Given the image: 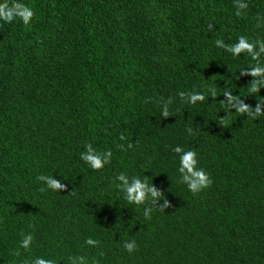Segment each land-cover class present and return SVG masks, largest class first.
<instances>
[{"label":"trees","instance_id":"1","mask_svg":"<svg viewBox=\"0 0 264 264\" xmlns=\"http://www.w3.org/2000/svg\"><path fill=\"white\" fill-rule=\"evenodd\" d=\"M12 2L34 16L0 22V264H264V73H250L264 51H230L240 36L264 41V0H239V14L237 0L0 6ZM85 143L110 149V162L88 167ZM177 145L196 152L206 188L181 181ZM120 172L161 195L130 204ZM41 174L65 188H46Z\"/></svg>","mask_w":264,"mask_h":264},{"label":"clouds","instance_id":"2","mask_svg":"<svg viewBox=\"0 0 264 264\" xmlns=\"http://www.w3.org/2000/svg\"><path fill=\"white\" fill-rule=\"evenodd\" d=\"M244 7H246V5L244 3H240L239 0H237V14H239V9ZM33 16V9L21 2H12L0 6V22L9 25L14 24L17 21L22 22L23 25H29ZM216 44H222V42L218 39ZM255 44H260V50L264 51V41L256 40L253 42L244 36H240L238 37L237 41L230 46V51L233 56H236L241 51L246 50L251 54L253 60H257L259 53L253 52V47ZM223 46L229 47L227 45ZM250 73L253 76H259L261 73H264V63L258 62L255 67L250 69ZM255 90L256 83L253 82L252 91ZM212 94L215 95L216 93L213 91ZM179 95L181 98L187 95L188 102L193 104L197 101L204 100V95L200 92H192L188 94L185 92H179ZM227 95L228 99L225 102L231 105L233 101L236 100L239 105L237 107V111L243 113L244 111L249 110V106L247 104L240 103L237 97H232L230 94ZM161 111L164 115H168L167 103L164 104ZM261 113L262 107L258 104L255 108V112L252 115L259 116ZM83 147L84 150L79 153L80 159L84 161L91 169L103 168V166L108 164L112 158V152L110 149H106L101 152L94 148L91 143H85ZM173 151L178 154V171L181 174V181L186 185L189 191L193 193L198 192L203 188H206L211 183L208 173L203 168L198 167V159L195 151L191 149L185 150L180 145L175 146ZM37 179L43 182L46 188L54 191L65 188V185L59 179L55 178L54 175L41 174L37 177ZM115 179L118 182L117 186L122 189L124 193V198L130 204L147 203L150 197L155 198L158 195H161L159 190L155 188V185H149L146 180L141 179L139 176H129L124 172H120L116 175ZM41 190L43 191L44 189L42 188ZM165 204H167V201H165ZM144 215L146 217L148 216L147 208H145ZM32 240V235L26 234L23 236L22 240H20V246L24 249H28ZM86 243L88 245H94L96 241L89 238L86 240ZM134 247V241L124 243V248L129 253L134 250ZM82 261L83 257L79 256H70L67 260L68 264H82ZM32 264H53V262L50 259H45L43 256H36L33 259Z\"/></svg>","mask_w":264,"mask_h":264}]
</instances>
